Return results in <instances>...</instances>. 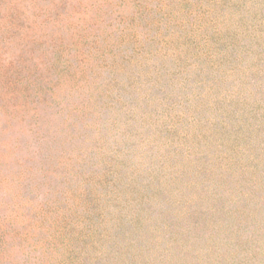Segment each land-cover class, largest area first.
Segmentation results:
<instances>
[{
  "label": "rangeland",
  "instance_id": "1",
  "mask_svg": "<svg viewBox=\"0 0 264 264\" xmlns=\"http://www.w3.org/2000/svg\"><path fill=\"white\" fill-rule=\"evenodd\" d=\"M0 264H264V0H0Z\"/></svg>",
  "mask_w": 264,
  "mask_h": 264
}]
</instances>
